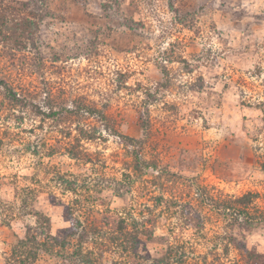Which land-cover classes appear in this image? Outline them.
<instances>
[{
  "label": "rangeland",
  "instance_id": "374dc122",
  "mask_svg": "<svg viewBox=\"0 0 264 264\" xmlns=\"http://www.w3.org/2000/svg\"><path fill=\"white\" fill-rule=\"evenodd\" d=\"M108 1L0 0V79L25 100L0 87V264H23L35 209L59 238L86 227L98 264H264V224L208 204L264 212V0Z\"/></svg>",
  "mask_w": 264,
  "mask_h": 264
},
{
  "label": "trees",
  "instance_id": "16d2710c",
  "mask_svg": "<svg viewBox=\"0 0 264 264\" xmlns=\"http://www.w3.org/2000/svg\"><path fill=\"white\" fill-rule=\"evenodd\" d=\"M74 3L77 0H71ZM79 1V0H78ZM15 2L18 5H21L23 7H28V4L30 2H19V1H12ZM64 4H66L67 0H62ZM86 2V0H85ZM7 3V2H6ZM43 3H45L43 1ZM7 5V4H6ZM104 7V10H112L114 8H119V2L115 0L108 1V3H104L102 5ZM66 8V5L63 6ZM6 10H14V5L8 4L6 6ZM49 14L50 13L49 11ZM30 22V21H29ZM30 24V23H29ZM29 24L27 22L24 23L23 27V35L27 37L28 40L31 42H34V35H33V29L30 28ZM0 87L3 88L6 98L13 102V103H22L25 104L24 98H20L14 88L4 79H0ZM86 111L91 114L95 115L100 119V121L105 123V126L107 127V117L106 115L96 107L92 106H86L84 107ZM141 127L144 131L147 130L149 127V118L148 117H141ZM82 134L84 137L91 139L89 136V132L86 131L84 128L81 129ZM122 137L130 142H136L138 139L135 137H131L128 135H122ZM74 157H79V153H76L75 151H71L70 153ZM256 198V194L252 192H247L241 195L240 197L236 198V202H238L239 207H233L230 204L225 203L223 200H216V199H208L211 202H208V204L214 206L215 208L224 211V214L237 216V217H244L247 223H250L251 225L254 224H264V212L253 214L250 213L249 206L253 204L254 199ZM229 210H233V212L228 213ZM35 216L37 218V225L35 227L29 226L28 232L25 236V239L21 241V245L23 246L21 252L23 253V261L21 263L23 264H32L37 260L39 255L41 253H50L53 254L55 248H58L57 251V257L61 259L60 264H98L97 259L94 256V252L90 247H85V243H88V238L90 236L89 230H87L86 227H81L78 229L77 226H75V223L72 226L66 230L65 236L66 238H59L52 234L51 232V218L39 211H34ZM120 230H127L128 224L126 221L120 220ZM130 233V232H127ZM145 233V232H144ZM77 235L79 243L77 245H74L72 249L71 248V240L67 238H71ZM132 235L131 238H128L126 240V246L132 250L135 251L141 242L139 239L138 234H128ZM87 238V239H86Z\"/></svg>",
  "mask_w": 264,
  "mask_h": 264
}]
</instances>
